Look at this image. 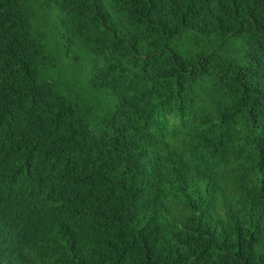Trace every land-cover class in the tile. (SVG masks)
I'll list each match as a JSON object with an SVG mask.
<instances>
[{
	"label": "trees",
	"instance_id": "1",
	"mask_svg": "<svg viewBox=\"0 0 264 264\" xmlns=\"http://www.w3.org/2000/svg\"><path fill=\"white\" fill-rule=\"evenodd\" d=\"M0 264H264V0H0Z\"/></svg>",
	"mask_w": 264,
	"mask_h": 264
}]
</instances>
